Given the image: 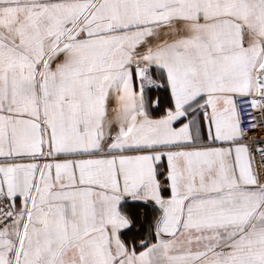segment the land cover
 <instances>
[{"label":"snow or ice","instance_id":"snow-or-ice-1","mask_svg":"<svg viewBox=\"0 0 264 264\" xmlns=\"http://www.w3.org/2000/svg\"><path fill=\"white\" fill-rule=\"evenodd\" d=\"M0 264H264V0H0Z\"/></svg>","mask_w":264,"mask_h":264}]
</instances>
